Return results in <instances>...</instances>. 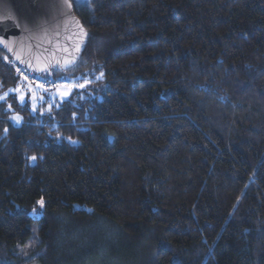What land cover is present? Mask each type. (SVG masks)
I'll return each mask as SVG.
<instances>
[{
  "label": "trees",
  "instance_id": "16d2710c",
  "mask_svg": "<svg viewBox=\"0 0 264 264\" xmlns=\"http://www.w3.org/2000/svg\"><path fill=\"white\" fill-rule=\"evenodd\" d=\"M73 5L87 46L41 76L90 82L0 102V264H264V0Z\"/></svg>",
  "mask_w": 264,
  "mask_h": 264
},
{
  "label": "water",
  "instance_id": "95a60500",
  "mask_svg": "<svg viewBox=\"0 0 264 264\" xmlns=\"http://www.w3.org/2000/svg\"><path fill=\"white\" fill-rule=\"evenodd\" d=\"M82 1L0 0V48L38 75L72 68L89 39L73 5Z\"/></svg>",
  "mask_w": 264,
  "mask_h": 264
},
{
  "label": "rangeland",
  "instance_id": "374dc122",
  "mask_svg": "<svg viewBox=\"0 0 264 264\" xmlns=\"http://www.w3.org/2000/svg\"><path fill=\"white\" fill-rule=\"evenodd\" d=\"M76 76H66L57 79L48 77L49 79H47V77L40 75L42 79L48 80V82L50 83L48 86H43L32 81L24 80L20 76L23 80L20 85L12 88H7L0 92V98H2L0 99V102L7 101L6 108L8 109L11 108L10 104L13 102L11 98L16 97L20 103H27L33 112L37 109H41V111H44L47 108L48 110L49 107L52 106V104H58L67 99L71 95L73 89H82L84 85L90 82V80H79L75 78ZM88 76L89 74L84 77ZM14 117L11 116L12 119H14ZM36 209L38 210L37 215H33L31 211V215H33L35 218L40 216L42 210L39 206H37ZM36 243L37 241L35 237H33L27 244V246L23 248V252L25 253V255L33 253L36 247ZM32 264L39 263L34 262Z\"/></svg>",
  "mask_w": 264,
  "mask_h": 264
},
{
  "label": "built area",
  "instance_id": "2783aa9c",
  "mask_svg": "<svg viewBox=\"0 0 264 264\" xmlns=\"http://www.w3.org/2000/svg\"><path fill=\"white\" fill-rule=\"evenodd\" d=\"M13 65L15 66L16 72L24 79V80H28V81H32L35 83H38L40 85L43 86H48L50 83L48 82V80L46 79H42L40 77V75L27 71L25 68L16 65L13 61H12Z\"/></svg>",
  "mask_w": 264,
  "mask_h": 264
},
{
  "label": "snow or ice",
  "instance_id": "6c2138e0",
  "mask_svg": "<svg viewBox=\"0 0 264 264\" xmlns=\"http://www.w3.org/2000/svg\"><path fill=\"white\" fill-rule=\"evenodd\" d=\"M102 77H103V73L101 72L100 77H98V78H102ZM0 99H2V98H0ZM14 119H16L17 121H19L21 118L17 116V117H14ZM5 132H7V129H5ZM30 159H32V160H36L37 157L33 156V157H31ZM37 203H38L40 209H43V208H44V206H45V201H44L43 199L39 200ZM32 214H33V215H37V214H38V210H37L36 208H33V209H32Z\"/></svg>",
  "mask_w": 264,
  "mask_h": 264
}]
</instances>
